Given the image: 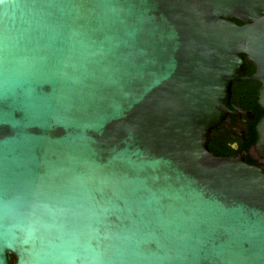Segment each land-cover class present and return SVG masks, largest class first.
Returning <instances> with one entry per match:
<instances>
[{
  "label": "water",
  "instance_id": "95a60500",
  "mask_svg": "<svg viewBox=\"0 0 264 264\" xmlns=\"http://www.w3.org/2000/svg\"><path fill=\"white\" fill-rule=\"evenodd\" d=\"M246 59L264 112V0H0V264H264Z\"/></svg>",
  "mask_w": 264,
  "mask_h": 264
},
{
  "label": "flooded vegetation",
  "instance_id": "af4514ba",
  "mask_svg": "<svg viewBox=\"0 0 264 264\" xmlns=\"http://www.w3.org/2000/svg\"><path fill=\"white\" fill-rule=\"evenodd\" d=\"M246 63V70L243 75L239 77L233 83L234 92L231 91L230 97V105L232 109H234V114H228L225 119L218 125V128L229 127V139L231 140V153L227 156H239L244 154L245 161V152H238L239 145L245 144L250 138V128L256 127V121H258L257 114L251 109L249 106L252 104L250 100L246 99V95L241 90V87L245 86L247 88L252 82L244 81V78H250L254 70L251 71ZM253 84L251 87H254ZM260 87V86H259ZM257 88V91L259 89ZM248 116H251V120L248 119ZM248 154L251 156V161L254 165L263 166L264 162L260 161L250 149L248 150Z\"/></svg>",
  "mask_w": 264,
  "mask_h": 264
},
{
  "label": "trees",
  "instance_id": "16d2710c",
  "mask_svg": "<svg viewBox=\"0 0 264 264\" xmlns=\"http://www.w3.org/2000/svg\"><path fill=\"white\" fill-rule=\"evenodd\" d=\"M247 64L250 70L251 71L254 70L255 72L254 65L250 61H247ZM233 83H232L231 91L234 92ZM253 84H255V86L251 87ZM259 86H260L259 83L252 82L250 85L247 86V88L245 86L241 87V90L246 95V99L251 101L252 104L249 107L253 109V111L257 114L258 120L264 114L260 106L257 104V95H258L257 88ZM218 127L219 126L213 129L208 146L210 151L215 153L216 155L227 157L231 153V140L229 139V127L227 126L222 128H218ZM255 140H256V130L255 128L251 127L249 140L245 144L239 145V149H238V152H245L246 154L245 162L251 165H254V163L251 161V156L248 154V150L250 149V147L253 146Z\"/></svg>",
  "mask_w": 264,
  "mask_h": 264
}]
</instances>
